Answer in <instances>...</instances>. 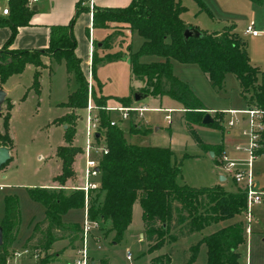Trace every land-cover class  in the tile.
<instances>
[{
  "label": "trees",
  "instance_id": "obj_1",
  "mask_svg": "<svg viewBox=\"0 0 264 264\" xmlns=\"http://www.w3.org/2000/svg\"><path fill=\"white\" fill-rule=\"evenodd\" d=\"M26 2L27 0H9V9L13 16L9 21L0 20V24L11 25V34L0 48V84L9 75L21 72L28 63L42 66L36 56L48 52L55 62L64 63L67 72L75 75L78 82L76 88L61 102L71 110L57 118L66 127L65 143L57 146L56 154L61 161V170L55 175V179L64 183L69 176L75 174L73 161L75 154L80 151V146L72 143L76 131V109L86 106L89 95L88 80L81 69L80 59L75 54L76 41L72 25L77 14L88 8L82 6L80 0L68 24L51 26L47 48L8 49L17 26L27 24L31 17L32 11L26 6ZM183 10V6L176 0H131L124 7L93 10L92 25L106 27L109 21L126 22L131 30L142 37L139 48L129 52L131 74L143 81L139 90L150 95H167L178 101L184 109L186 127L192 138L198 146L213 149L214 159L217 161L215 155L220 150L204 142L193 126L194 122L203 123L202 118L208 108L187 82L173 74L172 61L197 64L211 84L218 87L222 85L227 72L233 73L247 106L255 105L263 110V122L264 80L259 79V68L249 61L245 41L232 27L211 33L202 31L182 20L180 14ZM187 26L198 29L201 36L184 40L183 31ZM111 39L112 36L109 35L107 41ZM141 55H154L159 59L145 63L139 60ZM121 56L122 53L118 52L107 54L102 59L111 61ZM96 60L93 55V78ZM39 74L40 70L36 68L31 84L36 89L39 88ZM90 95L101 117L100 123L104 128L108 150L99 159V186L96 190H91V194L94 193L90 194L88 214L90 218L99 220L101 228L107 223L106 231L113 232V241L119 242L123 238L131 222L135 201H138L141 208L148 250L199 232L212 223L231 218L246 209V193L241 186L229 190L219 183L204 186L178 183L176 178L181 172V166L173 160L170 145L127 141L124 128L117 123L110 124L111 112L103 108L110 97L97 93L93 85ZM112 98L124 105L134 100L133 94ZM11 105L8 103V107ZM216 114L207 124L216 123L222 127L220 122L224 119L225 112L216 110ZM0 116L4 127L0 130V145L11 146L12 139L8 132L9 111L2 112ZM129 130H141L145 133L147 127L130 118ZM260 142L262 147L259 151L264 149V128L260 134ZM29 193L33 199L43 203L45 215L34 224L24 246L39 248L37 262L47 264L50 257L48 250L53 241L66 237L72 243L79 238L81 227L63 222L61 216L69 208L83 206L84 192L79 188L65 190L62 187L34 186L29 187ZM4 205V214L0 219L3 231L0 264L5 263L19 226L17 195L6 194ZM244 237L245 222L242 219L203 234L189 245L186 264L193 262L201 243L206 245L205 264H239L238 247Z\"/></svg>",
  "mask_w": 264,
  "mask_h": 264
},
{
  "label": "rangeland",
  "instance_id": "obj_2",
  "mask_svg": "<svg viewBox=\"0 0 264 264\" xmlns=\"http://www.w3.org/2000/svg\"><path fill=\"white\" fill-rule=\"evenodd\" d=\"M176 1L183 6L184 10L180 14V17L188 25L197 27L208 33L232 27L245 41L250 63L259 68V79L264 78V0H260L259 3L252 2L251 0ZM3 5H5V1L0 0V6ZM251 23L259 33L257 36L243 34L246 25ZM104 31L105 33L107 32L106 30ZM141 41L142 37L136 31L128 29L125 31V39L122 43L117 42L107 48L105 54L108 52L114 54V52L117 53L120 51L126 53L128 47L134 52L139 48ZM99 54L101 56V52ZM103 54L100 57L101 59L97 58L94 64L95 76L94 78L91 76V81L97 93L110 97L107 104H115L116 100L112 97L132 96L133 91L139 90L143 82L132 76L128 54L122 59H116V61L103 60L102 58L105 57ZM36 57L40 59L42 66H44L48 57L51 58L50 52ZM158 59L159 57L154 55H141L139 57V60L145 63ZM28 64L24 66L21 72L9 75L0 84L4 89H9L8 96L4 100L3 112H7L12 107V116L8 120L10 129L14 135L12 159H8L0 167V182L7 181L10 183V187L0 189V214L3 211L5 195L16 194L19 206V236L21 237V241L24 240L23 237H25L29 229L30 220L33 219L32 221H35L41 218L44 208L42 202L31 197L29 187L48 182L50 172L55 169V166L53 164L51 166L50 164V158L55 153L57 143L62 139L63 127L59 121L58 125L50 121L65 110V106L60 105L58 102L65 99L67 93L75 89L78 84L73 73H67L64 66H55L53 73H48L46 69H42L41 74H39V88L36 89L31 86L36 68L34 64ZM40 67L38 66V68ZM172 71L176 77L187 82L195 94L210 109L215 110L218 108L224 111L229 108L244 109L248 107L245 98L239 93L238 80L231 72L225 74L222 85L218 87L211 84L210 80L197 64L181 63L173 60ZM153 96L157 97L153 98ZM153 96L148 94L140 100H137V102L147 104L148 107L166 106L168 104L173 106L179 105L175 99L169 96L163 98L159 95ZM11 101L14 104L8 107V103H11ZM208 112L212 117L217 116L216 111L208 110ZM169 113L171 117L170 119H166L163 117V110L145 111V114L155 115L157 117L156 120H151L152 123L150 122V124L156 123L159 126L158 129H155L153 125H148V130L145 133L141 132V130L130 131L128 129V123L124 121V135L127 141L170 145L173 150V160L181 166V172L176 178L178 183L201 186L214 184L219 181V174H224V171L218 161L214 159V155L210 154V149L198 146L192 138L186 127L184 109H179L178 107V109H173ZM76 114V131L72 138V143L82 146L84 144L85 107L76 109ZM79 115H81V118L78 117ZM111 117L118 118L119 113L112 111ZM227 119L228 115L225 113L224 119L220 122L224 128H228L226 123ZM2 121L0 119V130L4 128ZM136 121H140L141 123L143 120L141 121L140 118ZM193 126L207 140L215 143L222 142V127L219 124L194 122ZM234 127L237 130L238 136L240 135V138L237 137L235 142H225L227 147L222 152L232 158L243 159L247 156V153L242 150H237L234 145H244L245 138L241 135L240 128L238 126ZM220 152L216 153V159L219 158ZM77 157L78 167L83 168V158L80 152ZM6 164L8 165L5 166ZM2 167H4L3 170L1 169ZM68 178H71L70 184H77L78 180L74 174ZM221 182L224 188L229 190L241 186L230 175L226 176ZM12 184H14L13 187L11 186ZM258 206L254 204L249 208L251 214L256 213ZM135 208L132 223H130L127 232L119 242L113 241L112 231H106L108 227L107 223L102 228L99 226L93 230L92 236L88 241L90 258H93L91 254L94 252L101 254V256H107L97 258L95 264H186V248L191 244V240L181 238L169 246L160 247L155 251H153L154 249L148 250L147 240L144 238V235L140 236V233L144 234L141 208L138 205ZM245 213L246 211L244 210L242 212L243 215H241L242 218L240 219L246 225ZM62 220L65 223L77 224L82 228L84 221L83 207L69 208L63 213ZM210 229L212 227L206 230ZM255 234L256 232L250 236L249 256L253 261L256 259L259 263L264 264V252H261L260 249L255 247ZM81 245V238L76 240L74 248L67 244L63 248L62 260L59 263L74 264L76 248H79ZM13 250L9 249L8 255L12 254ZM127 251L131 253L130 259L125 256ZM150 251L152 252L151 254ZM162 251L168 253V259H166V253L152 257V255ZM245 255L246 243L243 248V264L246 262ZM205 261V244L202 243L199 245L196 257L191 264H205ZM26 262L19 260L17 263L26 264ZM28 262L32 263V261ZM8 263H13V260L8 261Z\"/></svg>",
  "mask_w": 264,
  "mask_h": 264
},
{
  "label": "crops",
  "instance_id": "obj_3",
  "mask_svg": "<svg viewBox=\"0 0 264 264\" xmlns=\"http://www.w3.org/2000/svg\"><path fill=\"white\" fill-rule=\"evenodd\" d=\"M130 1L131 0H81V5L87 7L88 9L82 10L77 14V16L75 17L74 23L72 25V33H73L75 41H76L75 54L80 59V66H81V69H82L87 80H88V78H92L91 76H92L93 55L96 58L101 59L100 57H102L103 53H104L103 55L112 54L110 52L105 54V52L107 51V48L113 46L117 42L122 43V41L125 39V31H127L128 29L131 30L128 23L115 22V21L107 22L106 27H93V25H92V11L97 9V8L124 7V6L128 5ZM78 2H80V0H36L35 2H31L30 0H27L26 6L29 9H31V11H32L31 17H30L27 24L17 26L15 36L12 39V41L10 42L8 49L33 50V49H45V48H47L49 45V41H50V34H51L50 28H51V26L68 24V22L70 21V19L74 15V12L76 10V5ZM3 6H5V5H3ZM1 7L2 6H0V20H6V21L8 20L9 21L13 16L10 9H9L10 12L8 11L7 14H2L1 13ZM8 7H9V4H8ZM104 30H106L107 32L105 33ZM10 34H11V25L9 23L0 24V48L8 40ZM109 35L112 36V39L107 41V37ZM130 51H131L130 47H128V50L126 53H123L122 51H120L122 53V56L120 57V59L127 56V54L129 55ZM99 52H101V56H100ZM117 60H119V59H117ZM26 65H29V64H26ZM55 66H64V68L66 70L64 63H57L52 58L48 57L47 61H45V63H44V66H41L39 68L40 74H41L42 69H46L48 71V73H51V72L53 73ZM35 68H38V66H35ZM66 72H67V70H66ZM263 80H264V78H263ZM39 81H40V75H39ZM5 90H6V96H8L9 89L5 88ZM68 93H67V95H68ZM67 95H66V98H67ZM151 96H153V95H151ZM165 96H167V95H163V96H161V98H163ZM154 97H157V96H153V98ZM66 98L63 100H60L58 103L61 105V102L65 101ZM134 101L135 100H133L132 102H134ZM11 103L13 106L14 102L11 101ZM140 104H142V103H140ZM4 105L5 104L3 101L1 113L4 110ZM159 107H172L174 109H178V107H179V109H182L180 103L178 106H173L171 104H168L166 106H159ZM207 108H208L207 110H210V111H216V110L221 111L218 108H216L215 110L210 109V107H208V106H207ZM68 109L69 108L65 106V110L63 112H61L59 115L55 116L50 122L55 124V125L56 124L58 125L59 123L57 121V118L59 116L63 115L64 113H66L68 111ZM148 110H152V111L158 110L159 111L162 109H148ZM8 111H9V120H10L11 116H12V107ZM163 111H164V114L167 112L165 110H163ZM78 117L81 118V115H79ZM163 117H164V115H163ZM170 117H171V114H170ZM0 119H2L1 116H0ZM156 119H157V117L155 115L151 116V115L145 114V112H144V116L141 118V121L142 120L143 121L141 123L145 127H147V130H148V127L152 126V125L154 126L155 129H158L159 126L156 123L150 124L151 120H156ZM9 120H8V132H9V135L12 139V145L8 146V147H9V153H10V157H11L9 159L11 160L12 159V155H11L12 149L14 147V135L12 134V131L10 129L11 127L9 125ZM124 121L128 123V129H129V120H124ZM124 121H122L120 123V125L122 127H123ZM60 125H62V127H63L62 139L59 141V143H57L56 148H55V153L50 158V164H51V166L53 164V166H55V169H53L50 172V174H49L50 179L48 180V182L40 183L38 186L62 187V188H65L66 190H69L72 188L73 185H75V184H73V185L70 184L71 178L66 179L64 183H61L57 179H55V175L58 174L61 170V161H60V158L56 154L57 146L65 143L64 128L66 127V124L61 123ZM236 131L237 130L235 129V127H229V126H228V128L222 127V130H221L222 142L221 143H215V142L209 141L206 138H204L202 135H200V134L199 135L201 136V138L203 139L204 142H206L207 144L214 145L217 150L222 151L225 147H227V144L225 145V142L226 143L235 142L237 137L240 138V135L238 136ZM208 149L212 150L211 148H208ZM78 153H79V151L76 153V155L74 157V161H73V168L75 169L74 176L78 180L77 183H79V181H80V176L78 173L79 167H78V163H77L78 162V160H77ZM213 155H214V151H213ZM82 158H83V156H82ZM7 165L8 164H6L5 166H7ZM4 167H2L1 169L3 170ZM219 175L225 176V174H219ZM4 177H6V176H4ZM225 178H226V176H225ZM224 179L219 178V181H217L215 183H219V184L223 185V183L221 181ZM254 182H255L256 188H258L259 190H264V149L259 151L258 157L255 159ZM0 183L2 184L0 189L3 187H10V183L7 181H2ZM210 185H212V184H210ZM11 186L13 187L14 184H12ZM201 186H204V185H201ZM136 205H138L140 207L138 201H135L133 203L132 218L135 214ZM257 205H259V206H258L256 213L251 214L250 229L248 232L247 231L245 232L244 241L238 247V250L240 251L239 264H243L242 258H243V248H244L245 243H246V255H245L246 256V262H245V264H261L256 259H254V261H253L252 258L249 256V240H250V236L252 234H254L255 232H256V234H255L256 237L254 240L255 241V247H257V249H260L261 252L262 251L264 252V242L262 240V238L264 237V203H259ZM43 207L44 208H43V213H42L41 218H39L35 221H32L33 219L30 220L29 229H28L25 237H23L24 238L23 241H21V237L19 236V228H20V223H19L16 236H15L14 240L12 241L9 249L19 250L23 247H27V246H24L25 240L27 239V237L31 233L34 224L37 221H39L40 219H42L45 215V206L43 205ZM4 210H5V205H3V211L0 214V219L3 217ZM141 215H142V212H141ZM241 215H243V214L239 213V214H236L235 216H233L231 218L223 219V220H220L218 222L212 223V224L204 227L199 232H194L188 236L179 237V238H177L171 242L164 243L160 247L169 246L181 238H188L191 240V243L195 242L203 234H207L209 232H212V231L216 230L217 228H219L223 225H226L230 222H233L237 219L242 218ZM132 218H131L130 223H132ZM61 219H62V216H61ZM19 220H20V218H19ZM62 221L65 222L64 220H62ZM130 223H129L128 227L130 226ZM128 227H127L125 233L127 232ZM209 227H212V229L206 230ZM143 235H144L143 233H140V236H143ZM79 238H80V233H79ZM77 239H75L72 243L66 237L56 239L55 241H53L49 250H48L51 252H50L49 262L47 264H60L59 262H60V260H62L63 248L67 244L71 245V247L74 248ZM112 243H114V242H112ZM147 244H148V242H147ZM189 245L186 248V258L188 257ZM159 248L154 249L153 251L158 250ZM14 250H13L12 254L7 256L6 261L3 264H10V263H8V261H10V260H13V263H11V264H18L17 262L19 260L27 261L26 264H38L37 257L34 256L32 253H24V254H21L19 256H14ZM73 251H74V249H73ZM127 252H129V251H127ZM151 253L152 252L150 251V254ZM162 253H166L167 254L166 259H168L169 256H168V253L166 251L158 252V253L152 255V257L156 256L158 254H162ZM91 255L93 257L91 260L94 264L96 263L97 258L99 259V258L104 257V256L107 257L106 255L101 256V254L95 253V252L92 253ZM205 258H206V245H205ZM28 261H32V263H30Z\"/></svg>",
  "mask_w": 264,
  "mask_h": 264
},
{
  "label": "built area",
  "instance_id": "obj_4",
  "mask_svg": "<svg viewBox=\"0 0 264 264\" xmlns=\"http://www.w3.org/2000/svg\"><path fill=\"white\" fill-rule=\"evenodd\" d=\"M5 6L1 7V13L7 14L9 11V0H4ZM35 2L36 0H30ZM244 35L257 36L259 33L254 29L252 23L246 25L243 30ZM92 86L91 78H88L89 95L87 104L85 106L84 117V144L80 146V153L83 156V168H79V183L72 186V188L82 189L84 192V221L80 231V238L82 245L76 248V256L74 264H94L90 258L88 249V241L92 236L94 229L100 226V222L97 219H92L88 214L89 200L91 190H95L99 186V159L102 154L106 153L108 148L105 143L104 128L100 121L101 117L98 108L95 106L91 99L90 89ZM106 111L112 113L117 111L119 113L118 118H110V124H120L124 120L134 118L136 121L144 116V112L148 109H162L167 111L164 114V118L170 119V111L172 107H148L146 104H140L136 101L124 105L121 103L106 104L103 106ZM228 115L227 126L240 128V133L245 138L244 145L235 144L234 147L237 150H242L247 153V156L243 159L232 158L224 152H220L217 159L221 168L224 171L225 176L230 175L234 181L241 184V187L245 189L246 193V225L245 232L250 229L251 212L250 207L254 204L264 203V190H259L255 187L253 164L254 160L259 154V149L262 147L260 142V134L264 128V122L262 120L263 110L257 106H248L244 109H226L224 111ZM98 131L99 135L95 136V132ZM2 184L0 183V187ZM24 253H32L34 256L40 254V249L37 247H23L20 250L14 251V256H19ZM42 254V253H41ZM126 258H131V253H126Z\"/></svg>",
  "mask_w": 264,
  "mask_h": 264
},
{
  "label": "water",
  "instance_id": "obj_5",
  "mask_svg": "<svg viewBox=\"0 0 264 264\" xmlns=\"http://www.w3.org/2000/svg\"><path fill=\"white\" fill-rule=\"evenodd\" d=\"M201 36V32L191 26H187L184 31H183V38L184 40H187L190 37H199ZM146 93H143L140 90H135L133 91V98L135 101L140 100L144 96H146ZM6 97V90L0 86V115H1V109H2V103ZM213 120V117L210 115V113L207 111L203 118L202 122L207 123L211 122ZM99 132H95V136H98ZM210 154L213 155V150H210ZM10 158V153H9V147L7 145H0V166L3 165L8 159ZM220 179H224V175H219ZM264 242V237L262 238ZM3 242V231H2V226L0 225V244Z\"/></svg>",
  "mask_w": 264,
  "mask_h": 264
}]
</instances>
